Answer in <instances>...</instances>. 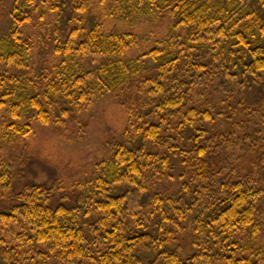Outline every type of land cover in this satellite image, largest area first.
<instances>
[{
    "label": "trees",
    "instance_id": "16d2710c",
    "mask_svg": "<svg viewBox=\"0 0 264 264\" xmlns=\"http://www.w3.org/2000/svg\"><path fill=\"white\" fill-rule=\"evenodd\" d=\"M2 2L11 3L4 14L12 23L0 38L4 140L30 132V124L19 120L32 111L42 123L48 121L36 93L46 80L49 96L71 104L91 90L117 96L136 85L139 74L152 71L144 68L147 58L156 78L128 114L130 126L142 136L140 145H117L92 185L88 198L98 219L91 244L78 221L81 206L53 204L54 190L27 185L16 204L0 209V225L15 222L17 228L10 227L13 245L0 240L1 264H159L160 258L164 264H264V116L243 104L225 110L227 100L244 89L252 103L264 101V18L242 0ZM37 2L41 23L45 14L57 15L48 33L58 57L52 76L27 71L33 43L21 37L20 27L30 22ZM140 17L167 19L171 36L129 59L135 35L105 30L106 24ZM208 92L220 102L207 98ZM217 117L228 127L210 131ZM145 139L160 152L147 151ZM161 179L174 182L183 196L162 197L155 189ZM144 215L162 221L144 223ZM166 223H172L168 229ZM184 225L191 233V252L181 255L167 245L174 242L173 228Z\"/></svg>",
    "mask_w": 264,
    "mask_h": 264
},
{
    "label": "rangeland",
    "instance_id": "374dc122",
    "mask_svg": "<svg viewBox=\"0 0 264 264\" xmlns=\"http://www.w3.org/2000/svg\"><path fill=\"white\" fill-rule=\"evenodd\" d=\"M242 2L248 4L264 18V0H242ZM10 5L11 3L8 2H2L0 5V38L9 34L12 28L11 19L4 14L8 12ZM39 7L40 3L37 2L36 6L31 8L30 22L20 27L21 37L33 43L30 53V68L27 71L31 72V76L35 71L52 76V74H56L51 67L57 56L54 57V44L48 33H53L57 15L47 13L41 23L37 17ZM94 9L96 14L100 15L101 9L99 7ZM73 10L72 4L68 5V12ZM79 18L81 19V17ZM89 24H94V22ZM66 27L77 26L67 24ZM118 28L123 32H131L136 37L135 45L128 50L129 59L147 53L157 42L171 36V23L167 19L159 21L151 17H140L128 23L115 20L107 23L105 30ZM56 34L59 35V32ZM60 38V43L63 45L67 39V32H64ZM70 45L76 46V40L71 39ZM75 55V60L79 61L80 53L77 52ZM144 68L152 71L139 74L137 86L133 85L117 96L101 90L99 92H91V90L77 101L70 97L73 99L71 104L49 96L46 93V80L45 83L37 85L36 93L41 107L47 113L48 121L42 123L35 117L33 111L22 116L19 121L23 124L28 122L31 126L30 132L12 141L3 138L8 132V122L3 121L6 112L1 110L0 176L5 175L2 179L0 178V209H7L16 204L18 193L23 192L27 185H39L46 189H52L54 190L53 204H65L69 207L81 206L78 221L86 234L87 243L91 244L89 241L93 237V226L98 219V214L88 198L91 196L92 185L97 177L103 175L104 165L113 157L117 145L125 143L129 147L134 143L138 146L141 142L140 137L142 136L135 126H130L131 121L128 114L130 109H135L142 102L144 89L151 87L152 78H156L150 59L145 60ZM141 80L144 82L139 83ZM94 86L95 82L91 80L89 89H93ZM250 96L251 93L249 94V91L244 89L243 94L238 93L237 96L234 95L232 99L227 100L225 110L229 109L227 107L229 105L236 109L237 105L239 107L240 104H243L250 109L255 107L252 109L258 111V117L264 116V101L252 103L248 100ZM215 97L217 99L208 92L207 98H213L214 103L218 104L220 97L216 94ZM220 107L221 105L215 110ZM208 127L210 131H219L225 130L228 124L217 117L214 124L208 125ZM144 143L147 151L160 152L157 147L148 145L147 139L144 140ZM155 185L156 191L162 197L167 195L173 198L174 195L178 197L179 194L183 196L180 190L178 191V186L167 179L155 181ZM148 216H143L144 223L154 224L162 221V218L157 215L153 216V219H148ZM170 224L172 223L164 224V228L168 229ZM7 225V227L0 225V240L6 241L7 245H13L15 242L12 240L10 227L16 231V223L9 222ZM184 227L173 228L175 230L174 242L167 245L169 250H175L181 255L191 252V233H189V227L187 228L186 225ZM156 229L157 227L154 226L150 232L155 233ZM99 231H102L100 227ZM260 241L264 245V235ZM2 245L3 243L0 244V246ZM158 263L164 264L162 258Z\"/></svg>",
    "mask_w": 264,
    "mask_h": 264
}]
</instances>
